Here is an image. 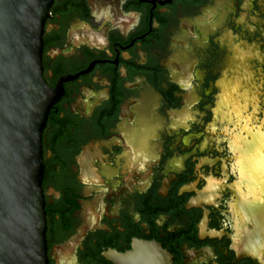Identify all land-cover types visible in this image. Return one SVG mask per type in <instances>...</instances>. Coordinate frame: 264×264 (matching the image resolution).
Here are the masks:
<instances>
[{
  "label": "flooded vegetation",
  "instance_id": "af4514ba",
  "mask_svg": "<svg viewBox=\"0 0 264 264\" xmlns=\"http://www.w3.org/2000/svg\"><path fill=\"white\" fill-rule=\"evenodd\" d=\"M41 63L48 264H118L138 241L264 264L238 185L240 142L264 140V0H54Z\"/></svg>",
  "mask_w": 264,
  "mask_h": 264
},
{
  "label": "water",
  "instance_id": "95a60500",
  "mask_svg": "<svg viewBox=\"0 0 264 264\" xmlns=\"http://www.w3.org/2000/svg\"><path fill=\"white\" fill-rule=\"evenodd\" d=\"M53 1L0 0V264H48L42 130L56 97L44 81L41 62L44 23ZM256 141L255 152L242 141L238 147L247 159L240 157L246 174L238 185L251 190L240 192L239 212L255 220L241 221L239 233L253 253L264 248V140ZM247 224L254 226L251 231ZM115 260L172 264L170 254L154 241H138Z\"/></svg>",
  "mask_w": 264,
  "mask_h": 264
},
{
  "label": "bare ground",
  "instance_id": "6f19581e",
  "mask_svg": "<svg viewBox=\"0 0 264 264\" xmlns=\"http://www.w3.org/2000/svg\"><path fill=\"white\" fill-rule=\"evenodd\" d=\"M245 144V143H244ZM240 146V145H239ZM263 161H264V159H262ZM257 164V163H256ZM250 165H251V167H255L256 169H260L259 167H257L258 166V164H257V166L255 165V163H250ZM240 170L241 171H243L245 174H246V168L242 165H240ZM243 172H241L242 173V176L244 175V173ZM244 179H246V178H244Z\"/></svg>",
  "mask_w": 264,
  "mask_h": 264
}]
</instances>
